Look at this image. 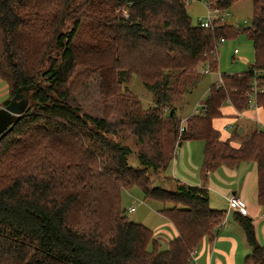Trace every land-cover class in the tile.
Returning a JSON list of instances; mask_svg holds the SVG:
<instances>
[{
	"label": "trees",
	"instance_id": "16d2710c",
	"mask_svg": "<svg viewBox=\"0 0 264 264\" xmlns=\"http://www.w3.org/2000/svg\"><path fill=\"white\" fill-rule=\"evenodd\" d=\"M198 1L224 10L238 0ZM251 2L248 25L204 28L191 22L185 0H0V79L9 91L2 106L18 88L35 85L22 115L0 134V264H192L193 251L215 234L227 211L210 207L205 186L165 175L185 140L203 141L204 173L254 161L264 203L262 130H234L242 136L234 147L212 125L224 103L238 112L248 108L254 80L264 110V0ZM240 32L252 42L253 63L221 73L222 83L212 82L200 102L203 112L181 124L177 108L202 69H217V42ZM104 67L115 70L103 91L112 105L92 114L77 98L75 81ZM132 75L152 92L151 105L142 107L114 83ZM124 131L140 143L138 166L118 139ZM132 186L163 204L158 212L177 232L166 248L149 226L127 216L135 206L121 207V189ZM231 211L250 247L244 264H264L251 218Z\"/></svg>",
	"mask_w": 264,
	"mask_h": 264
},
{
	"label": "crops",
	"instance_id": "0c3cea01",
	"mask_svg": "<svg viewBox=\"0 0 264 264\" xmlns=\"http://www.w3.org/2000/svg\"><path fill=\"white\" fill-rule=\"evenodd\" d=\"M218 77L219 75L212 79V82L217 81ZM8 95V86L4 80L0 79V106ZM220 111V116L213 118L212 125L219 131L220 138L230 139L234 147H238L242 139V136L234 137V130H237L238 134H245L255 127L262 129L257 123L264 126V120L260 119V112L264 115L261 107L246 108L238 112L233 105L224 103ZM203 146L202 140L181 142L170 163L171 170H168V173L179 182L205 186L209 194L210 207L227 211L225 219L215 234L212 237H203L197 245L192 264H244L250 247L242 227L234 219L236 212L228 211L226 197L231 194L236 195L246 205L247 216L252 220L256 239L264 245V203L258 199L256 163L246 160L231 166L220 164L204 173L201 168ZM169 167L170 165L168 169ZM157 215L161 222L150 228L158 238L157 232L160 229L157 227H161L162 235L158 239L169 242L176 236V229L159 212Z\"/></svg>",
	"mask_w": 264,
	"mask_h": 264
},
{
	"label": "rangeland",
	"instance_id": "374dc122",
	"mask_svg": "<svg viewBox=\"0 0 264 264\" xmlns=\"http://www.w3.org/2000/svg\"><path fill=\"white\" fill-rule=\"evenodd\" d=\"M186 10L190 16L191 22L193 24H197L198 19H205L208 16L210 8L203 1L192 0L189 4H187ZM224 11L228 12V14L223 16V23H238L241 27H244L251 21L252 2L251 0H238ZM234 48L238 50L237 53H233ZM216 51L217 53L215 56L217 61V69L214 71L210 70L208 73H203L199 83L193 87L188 95L184 97L183 104L181 106L182 108H177V114L179 117H181V120L184 118V116L190 114L193 108L199 105V102H202L207 97L208 89L212 83V79L216 78L221 73L229 74L246 71L254 61L252 42L244 32H240L234 37L225 38L222 43L217 45ZM78 68H83V66L78 65ZM113 73H115L113 68L104 67L101 69V71H98V73L93 74L89 78L83 77L82 80H80L82 75H79L76 78L75 82H78V89H81V91L77 93V98L85 110L92 114L101 115L104 112L106 106L112 105V100H110L111 97L110 99L104 98L103 91L105 89L104 87L108 86L110 81L109 78H111ZM83 83L86 85H83ZM114 83L118 84L120 91L124 94H128V92H130L135 95L142 107H147L153 103L152 92L142 84L141 79L137 75H132L129 80L128 76L126 77V80L123 81H118L116 79ZM113 108L114 109L110 110L109 112V118H113L115 116L116 110L114 106ZM255 108L256 107H251L250 109ZM260 117L261 120H264V115L261 112ZM260 124L257 123V125L261 126V130L264 133V126ZM118 139L122 144L128 145L132 150V153L128 155V162L133 166H138L135 152L140 148V143L137 141L136 137L128 131H124L122 136L118 137ZM168 170H171V164L169 169L167 168L165 172V175L171 176L168 173ZM154 179L163 186H173L171 181H161L162 178L158 179V177H155ZM120 204L125 210L130 206H135L134 211H125L127 216L132 221L143 223L149 227H154L161 222V220L158 219L160 217H158L157 212L161 207H163V204H161L159 201H151L146 199L140 188L136 186H132L129 189H121ZM157 228L160 229L157 232L159 238L162 235L161 227ZM158 238L156 239L158 240L160 247L162 249L166 248L168 242H163Z\"/></svg>",
	"mask_w": 264,
	"mask_h": 264
},
{
	"label": "built area",
	"instance_id": "2783aa9c",
	"mask_svg": "<svg viewBox=\"0 0 264 264\" xmlns=\"http://www.w3.org/2000/svg\"><path fill=\"white\" fill-rule=\"evenodd\" d=\"M191 1L192 0H185V2H189V3ZM224 10H221L218 7H211L209 10L208 16L205 19H198L199 25L201 27L208 28L210 26H213V24L222 23L223 16L228 14V12H225ZM234 25L238 26L239 24L236 23ZM224 40H225L224 38H220L219 41L217 42V45L222 43ZM237 52H238V50L236 48H234L233 53H237ZM209 71L210 70L207 66L202 69V73H208ZM253 72L255 74H261L262 73L261 70H256V69H254ZM216 82L222 83L220 74H219V77H218ZM261 90L262 89L258 86L257 82L254 80L252 83L251 90L246 93L248 96V108H251V107L257 108L258 107L256 97H257V93ZM203 109L204 108H202V103L199 102V105L195 106L193 108V110L191 111V113L201 114L203 112ZM184 121H185V118H183L181 120V124H184ZM181 129L182 128H180V130ZM263 143H264V135H263ZM226 201H227L228 211L234 210V211H237L243 215L247 214V207L238 196L231 194V195L226 197ZM128 210H133V206L129 207ZM194 253H195V250L193 251V255H194ZM193 255H192L191 260H193Z\"/></svg>",
	"mask_w": 264,
	"mask_h": 264
},
{
	"label": "water",
	"instance_id": "95a60500",
	"mask_svg": "<svg viewBox=\"0 0 264 264\" xmlns=\"http://www.w3.org/2000/svg\"><path fill=\"white\" fill-rule=\"evenodd\" d=\"M34 87L35 85L30 84L18 88L9 102L4 106H0V134L22 115L28 103L29 92Z\"/></svg>",
	"mask_w": 264,
	"mask_h": 264
}]
</instances>
